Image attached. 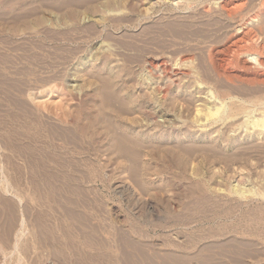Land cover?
Segmentation results:
<instances>
[{"label": "rangeland", "instance_id": "1", "mask_svg": "<svg viewBox=\"0 0 264 264\" xmlns=\"http://www.w3.org/2000/svg\"><path fill=\"white\" fill-rule=\"evenodd\" d=\"M137 78L177 138L127 129ZM213 88L264 95V0H0V264H264V198L230 191L264 190V135L195 124Z\"/></svg>", "mask_w": 264, "mask_h": 264}, {"label": "bare ground", "instance_id": "2", "mask_svg": "<svg viewBox=\"0 0 264 264\" xmlns=\"http://www.w3.org/2000/svg\"><path fill=\"white\" fill-rule=\"evenodd\" d=\"M252 40L254 42L258 43L259 39L258 38H253ZM248 44H250V43H248ZM243 54H244V52H243ZM246 54L250 58V61H252L256 65H259V66L262 67L261 62H259V60H258V56L259 55H256V53L255 54H252V53L250 54L249 52L246 53ZM186 62H188V61H186ZM182 66H186L190 70H192L191 71L192 73H190V74H192V77L194 79H196V83H197L198 86H201L203 84H206V86H207V83H204L203 81L200 82V80H198V78H199L198 74L199 73H198L196 67L194 66V64L192 62L191 63H184V64L181 65V67ZM213 89L212 90L210 89V92H209L210 97L215 99V100H217V101H219L220 103L219 104H213V105H210V106L206 105L205 109H202V110L198 109V107H197V110L195 112V117H194V119H195L194 123L195 124H198V123L200 124V122H202V123L203 122H205V123L208 122V126L209 125L212 126V125H216V124H219V123H225L227 121L234 120L239 115H243L245 120L242 123L239 124V128H243V129L245 128L247 130L246 134L248 136H251L252 134H254V135H257L259 138H261V136L264 135V95H262L260 93V95H258L259 96L258 97L257 94L254 93L257 96V98H253V100L249 99L250 100L249 101V100H245L244 97L235 96L233 93L232 94L231 93H227L229 91H227L226 93L225 92L224 93L221 92V94H219V91H217L215 89L213 90ZM123 90H125L126 94H128V99H125L123 101V104H124L123 105V107H124L123 110L121 111L120 110L121 108H119L117 110H120L121 113H123V111L126 112V110L127 111L131 110L133 112L132 114L134 115L133 117H130V115H132V114L129 113V115H128L129 117L127 116L128 117L127 122L124 121L126 123L127 129H130V130L137 129V126L140 125V124H142V125L145 124L148 127H152V126L168 127L170 129H172L173 135H175V137L177 138L178 129H177V127H175L176 126L175 125V121L173 119H169L168 117H166L167 116V111L165 112L166 115H161L160 116L162 121H156L157 117H155L156 115H158L157 114V110H158L157 108H160V107L162 108V106L164 105L163 103L167 102V100L169 98L167 91L166 92L165 91L164 92L158 91L159 93L156 92L157 94H159L157 96V95H155V92H153V90L151 91V90H149L147 88V80L138 79V78L133 81V84L124 86ZM251 93H253V92H251ZM242 95H243V93H242ZM114 98L116 99L117 97H111L112 103L115 100ZM143 99L144 100L146 99V101H144ZM171 101H172L171 107L176 109L174 113H176V115L178 117L177 113H181V112H179L180 110H178L179 105L176 106V104H178V103H177V99L175 98V96L172 97ZM112 103H111V105H112ZM147 104L151 105V107H152L151 108L152 109V111H151L152 112V114H151L152 116H150V114L148 115V113L145 110V107H147L146 106ZM161 108H160V111L162 112ZM118 113H119V111H114L113 113H111V115H116L117 116ZM168 113H169V110H168ZM179 123L181 124V122H179ZM184 124H186V122H184ZM113 125H114V123H113ZM205 127L207 128V126H205ZM114 128H115V126H114ZM117 132L118 131H116V133ZM118 134L121 135L120 133H118ZM118 134H116V136H118ZM130 137L131 136H129L128 133H124V134L122 133L121 136H118V137L114 138L116 140L115 150L120 152L121 155H123L124 157H126V156L128 157V156H130L132 154V151H131V148L129 146V143L133 139L130 138ZM137 143H139V142H137ZM134 154H135V151H134ZM243 170H246V168H244ZM240 175H241L240 177H242V178H240L238 180V184L239 185L232 186L231 190H230L231 193L236 194L237 196H239L241 198L248 197L247 196L248 194L252 195V197L260 196V197L264 198V190H262V189L261 190H258V189H254L253 190V189H245L246 187L242 188L241 184H243V182L245 181L244 180L245 178H244L243 174H240Z\"/></svg>", "mask_w": 264, "mask_h": 264}]
</instances>
